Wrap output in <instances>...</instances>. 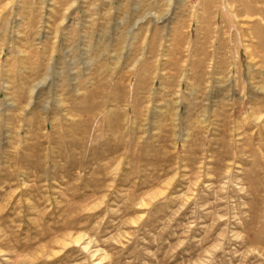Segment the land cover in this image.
<instances>
[{"label": "rangeland", "instance_id": "1", "mask_svg": "<svg viewBox=\"0 0 264 264\" xmlns=\"http://www.w3.org/2000/svg\"><path fill=\"white\" fill-rule=\"evenodd\" d=\"M0 264H264V0H0Z\"/></svg>", "mask_w": 264, "mask_h": 264}, {"label": "bare ground", "instance_id": "2", "mask_svg": "<svg viewBox=\"0 0 264 264\" xmlns=\"http://www.w3.org/2000/svg\"><path fill=\"white\" fill-rule=\"evenodd\" d=\"M242 103V102H241ZM237 104H235V106H236ZM242 105L244 106V104L242 103ZM242 107V106H241ZM257 119H259V118H257Z\"/></svg>", "mask_w": 264, "mask_h": 264}]
</instances>
